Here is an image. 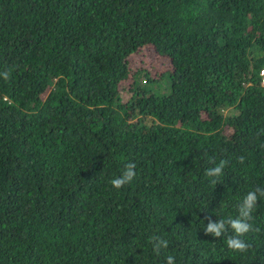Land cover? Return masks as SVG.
I'll return each instance as SVG.
<instances>
[{"label":"trees","instance_id":"1","mask_svg":"<svg viewBox=\"0 0 264 264\" xmlns=\"http://www.w3.org/2000/svg\"><path fill=\"white\" fill-rule=\"evenodd\" d=\"M262 67L264 0H0V264H264Z\"/></svg>","mask_w":264,"mask_h":264},{"label":"clouds","instance_id":"2","mask_svg":"<svg viewBox=\"0 0 264 264\" xmlns=\"http://www.w3.org/2000/svg\"><path fill=\"white\" fill-rule=\"evenodd\" d=\"M4 78L7 79L9 74L3 73ZM244 156L238 157V161L242 164L244 163ZM227 161L221 160L214 167L205 170V175L209 177H219L226 165ZM136 164L135 162H128L124 165L123 172L110 180L112 187L120 189L125 184L130 183L136 176ZM212 183H216L215 180ZM259 196L264 197V191L259 192ZM258 200L257 191H249L243 200L238 205V214L235 218L229 217L227 220L221 219L219 221L213 222L209 218L208 223L204 228V234H211L213 237L219 238L224 235L228 228H231L232 234L228 235L226 238V243L228 248L237 252H245L248 250L250 245L243 239H241L244 234L248 233L252 229V225L249 223L251 213L256 207ZM227 225V227H226ZM150 243L152 244L153 251L159 254L160 249L167 247V241L159 236L150 237ZM165 264H175V257L168 255L165 260Z\"/></svg>","mask_w":264,"mask_h":264},{"label":"rangeland","instance_id":"3","mask_svg":"<svg viewBox=\"0 0 264 264\" xmlns=\"http://www.w3.org/2000/svg\"><path fill=\"white\" fill-rule=\"evenodd\" d=\"M128 67L130 70H134L136 68L146 69L150 64L153 65H163L166 66L167 62L164 58H157L152 53H150V49L145 47L143 49L137 50L136 52L131 53L127 57Z\"/></svg>","mask_w":264,"mask_h":264},{"label":"built area","instance_id":"4","mask_svg":"<svg viewBox=\"0 0 264 264\" xmlns=\"http://www.w3.org/2000/svg\"><path fill=\"white\" fill-rule=\"evenodd\" d=\"M259 75L261 84H264V67L259 70Z\"/></svg>","mask_w":264,"mask_h":264}]
</instances>
